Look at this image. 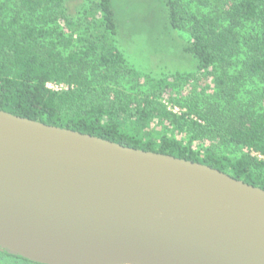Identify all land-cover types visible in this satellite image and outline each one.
Instances as JSON below:
<instances>
[{
    "label": "trees",
    "instance_id": "16d2710c",
    "mask_svg": "<svg viewBox=\"0 0 264 264\" xmlns=\"http://www.w3.org/2000/svg\"><path fill=\"white\" fill-rule=\"evenodd\" d=\"M11 2V16L0 3V109L264 188V0H163L165 26L188 31L195 64L162 77L128 63L113 0H93L76 20L66 0ZM224 144L246 151L231 156L218 150Z\"/></svg>",
    "mask_w": 264,
    "mask_h": 264
},
{
    "label": "water",
    "instance_id": "95a60500",
    "mask_svg": "<svg viewBox=\"0 0 264 264\" xmlns=\"http://www.w3.org/2000/svg\"><path fill=\"white\" fill-rule=\"evenodd\" d=\"M0 251L42 264H264V188L0 109Z\"/></svg>",
    "mask_w": 264,
    "mask_h": 264
},
{
    "label": "rangeland",
    "instance_id": "374dc122",
    "mask_svg": "<svg viewBox=\"0 0 264 264\" xmlns=\"http://www.w3.org/2000/svg\"><path fill=\"white\" fill-rule=\"evenodd\" d=\"M92 1L66 0L70 17L76 20L91 7ZM113 2L118 23L116 44L134 69L142 75L155 77L176 71L190 72L194 69L195 60L184 50L189 43L190 35L186 30L166 28L163 0H113ZM0 3L4 4L6 12L11 16L14 8L11 0H0ZM54 83L66 88L63 83ZM167 104L170 109L179 111V107L173 106L171 102ZM152 127L153 134L157 135L159 128ZM211 143L209 140L203 144L197 143L196 149L210 146ZM218 150L231 156H240L246 151L225 144ZM0 264L28 263L16 258L0 256Z\"/></svg>",
    "mask_w": 264,
    "mask_h": 264
},
{
    "label": "built area",
    "instance_id": "2783aa9c",
    "mask_svg": "<svg viewBox=\"0 0 264 264\" xmlns=\"http://www.w3.org/2000/svg\"><path fill=\"white\" fill-rule=\"evenodd\" d=\"M48 86H49L50 88H52V89H55V90H60V89L63 88V85H61V86H62V88H61L58 84H55L54 82H50V83H48Z\"/></svg>",
    "mask_w": 264,
    "mask_h": 264
}]
</instances>
